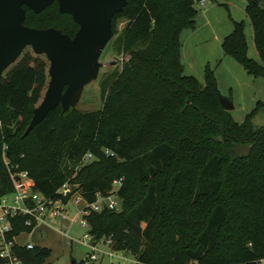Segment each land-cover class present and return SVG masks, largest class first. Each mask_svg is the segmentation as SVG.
<instances>
[{"label": "trees", "instance_id": "trees-1", "mask_svg": "<svg viewBox=\"0 0 264 264\" xmlns=\"http://www.w3.org/2000/svg\"><path fill=\"white\" fill-rule=\"evenodd\" d=\"M128 1L114 16V46L129 59L105 78L100 109L59 106L26 135L50 77L48 60L31 48L0 78V197L15 189L5 156L29 172L35 190L65 203L75 193L93 203L123 178L116 193L124 211L87 215L95 242L112 238L116 251L137 257L135 264H261L264 125L255 118L264 99L238 122L221 102L214 70L207 67L205 83L185 73L182 32L194 26L202 0ZM247 1L264 61V0ZM26 7L29 26H56L72 36L79 28L58 2L41 13ZM222 46L250 74L264 77V64L249 56L244 21L234 20ZM240 144L252 146L248 157L237 151ZM25 220L12 219V235L32 231ZM18 254L24 264H51L53 251L22 246Z\"/></svg>", "mask_w": 264, "mask_h": 264}, {"label": "water", "instance_id": "water-1", "mask_svg": "<svg viewBox=\"0 0 264 264\" xmlns=\"http://www.w3.org/2000/svg\"><path fill=\"white\" fill-rule=\"evenodd\" d=\"M58 2L61 13L70 14L80 26L72 36L61 28H37L26 24L27 7L41 13ZM128 0H0V78L31 47L50 61V81L41 103L34 109L26 129L29 134L50 111L62 106L67 112L77 108L87 84L97 81L101 70L118 62L102 61L115 37L114 16L123 12ZM120 60V59H119ZM224 107L234 109L233 100L220 97ZM237 151L248 157L252 146L240 144ZM123 208L117 210L122 213Z\"/></svg>", "mask_w": 264, "mask_h": 264}, {"label": "rangeland", "instance_id": "rangeland-1", "mask_svg": "<svg viewBox=\"0 0 264 264\" xmlns=\"http://www.w3.org/2000/svg\"><path fill=\"white\" fill-rule=\"evenodd\" d=\"M216 1L217 0H208L206 4L212 5V2ZM198 4H200V2H198ZM231 4L232 5H223L218 2L216 5L219 7L223 6L221 12L224 15V20L226 21L229 19L232 24L234 20L241 21L243 20V16H246L245 24H247L248 31L247 39L249 43V56L264 64L254 41V30L247 12L237 1L232 2ZM216 18L219 20L218 16ZM125 24L126 20L124 18L119 20V31L125 26ZM195 28H198L196 17L194 26L185 28L182 32L185 44L182 52L185 54L184 59L188 64L185 73L188 75H195L205 83V72L207 67L214 70L219 88L221 81V95L233 99L235 106L234 109L231 110L233 116L238 122H243L247 115L255 109L257 102L264 99V87L262 84L260 85L261 81L264 83V77L252 76L255 79L253 81L243 78L240 72L231 64L234 62L240 63L243 67L242 69L248 73L244 65L234 56L224 54L222 44L225 37H223L222 41L220 39L216 40L217 34L215 32L217 31H209L206 28V25H200L197 32L203 31L209 34L212 33V35L208 37H194V34L196 33L194 32ZM118 34L119 32H115V37L106 48L102 56V61L107 62L111 59H120L119 62L115 65H107L103 67L98 80L86 85L82 99L77 107L79 110L92 111L100 109L104 104L103 94L106 87L104 82L105 78L115 69L121 71L125 63L128 61L129 55L121 52L119 46H114V40L117 38ZM200 47L206 48L207 51L206 53L201 54V56H198L197 49ZM188 49L189 58H187ZM27 51L31 53V47L24 50V52ZM189 62H191L193 71L190 68ZM49 66L50 61L48 60V69ZM228 74H231L235 79L236 83L233 85L230 83L231 78L228 77ZM49 81L50 77L47 79V86L44 90V95L48 88ZM44 95L39 104L43 100ZM255 122L257 125H264V111L257 114ZM66 187L70 190L72 188L69 183L66 184ZM84 205L85 202L81 197V194L75 193L67 203L59 202L56 204V206L65 209L68 219H64L62 216L54 218L49 213L47 218L48 222L32 228V231L21 232L18 239L24 243L32 242L35 245L51 248L53 251L52 257L49 259L51 264H73L74 260H86L91 249L87 245V242L89 243L90 239L85 237L86 234L90 232V227L83 225L82 216H79ZM1 213L2 211L0 209V215ZM107 239L108 237L101 239L99 241V246L104 252L113 251L115 256L110 257L108 254L100 253L97 264H135L137 262V257L132 252L128 249L115 251L113 249V244L105 241ZM261 264H264V261H262Z\"/></svg>", "mask_w": 264, "mask_h": 264}, {"label": "built area", "instance_id": "built-area-1", "mask_svg": "<svg viewBox=\"0 0 264 264\" xmlns=\"http://www.w3.org/2000/svg\"><path fill=\"white\" fill-rule=\"evenodd\" d=\"M205 2L206 0H202L200 3L204 4ZM91 158H93V155L88 153L86 159ZM5 160L15 189L13 192L0 197V209L2 211L0 215V259L2 264H24L22 257L18 254V248L23 246L32 249L35 247V244L32 242H21L18 239L19 235H12L14 227L12 219L26 217L25 226L35 228L40 226V224L48 222L47 218L49 213L54 218L62 216L64 219H68V215L65 213L64 208L56 206L57 203L63 202L62 200H52L35 190V181L29 172L24 169H19L18 166L13 168L6 156ZM122 183L123 178L116 180L114 191L110 195L99 193L97 200L93 203H88L81 195L85 202L79 214V216H82L83 225L90 227L87 215L93 211H102L106 208L114 210L121 208L122 201L116 191ZM70 191L66 185L60 189V192L64 195H67ZM85 237L90 239L87 245L91 249L85 260L86 264H97L100 253L108 254L110 257L115 256L113 251L104 252L99 246L100 242H95L90 232ZM105 241L110 244L114 243L112 238H108Z\"/></svg>", "mask_w": 264, "mask_h": 264}, {"label": "crops", "instance_id": "crops-1", "mask_svg": "<svg viewBox=\"0 0 264 264\" xmlns=\"http://www.w3.org/2000/svg\"><path fill=\"white\" fill-rule=\"evenodd\" d=\"M208 0H206L207 2ZM238 2L242 8H244V10L246 11V8H247V4H248V1L247 0H217L216 2H212V5H208L206 4V2L204 4L200 3L198 4L197 8H198V14L196 15V20H197V26L198 28L200 27V25H206V28L212 32V30H216L217 32H215L217 35H216V40L217 39H220L222 41L223 37H226L227 35H229L230 33H232V31L234 30V21H233V24L229 21V19H227L226 21L224 20V15L223 13L221 12V8L222 7H219L217 6L216 4L221 3V4H228V5H232L231 3L232 2ZM221 6V5H220ZM219 17V20L216 18V17ZM243 20L241 21H244L246 20V16H243L242 18ZM238 21V20H237ZM198 28L194 29V32H196L194 34V37L196 36H211L212 33H206V32H197ZM213 32V33H214ZM229 33V34H228ZM248 31H247V24H246V35H247ZM226 35V36H225ZM192 37V36H191ZM182 41H183V36H182ZM184 41H183V48H184ZM197 54L198 56H201V54H204L206 53L207 49L206 48H203V47H200L197 49ZM187 55V53H186ZM184 56L185 54L183 53L182 54V58H183V62L185 64V72L188 68V64L186 62V60L184 59ZM187 58H189V49H188V55H187ZM189 65H190V68L192 70V66H191V62H189ZM232 66L235 67L236 70H238L240 72V74L242 75L243 78H246L248 79L249 81H253L255 80L252 76L254 75H248L250 74L247 70L248 73H246V71H244L242 68V65H240V63H237V62H234L231 64ZM193 71V70H192ZM228 77L231 78L230 80V83H232V85L235 82V79L233 78V76L231 74H228ZM257 81V80H256ZM262 84V86L264 87V83L261 81L260 82V85ZM220 88H221V81H220ZM230 98V97H229ZM232 99V98H230ZM233 100V99H232Z\"/></svg>", "mask_w": 264, "mask_h": 264}, {"label": "flooded vegetation", "instance_id": "flooded-vegetation-1", "mask_svg": "<svg viewBox=\"0 0 264 264\" xmlns=\"http://www.w3.org/2000/svg\"><path fill=\"white\" fill-rule=\"evenodd\" d=\"M79 28H80V26H79ZM79 28H78V30H79ZM78 30H77V31H78ZM76 33H77V32H76ZM76 33H75V34H76ZM75 34H74V35H75ZM74 35H73V36H74ZM116 58H117V57H116ZM112 61H115V60H114V59H111L110 61H107V62H112ZM117 61L119 62V60H117ZM118 62L114 63L113 65L117 64Z\"/></svg>", "mask_w": 264, "mask_h": 264}]
</instances>
